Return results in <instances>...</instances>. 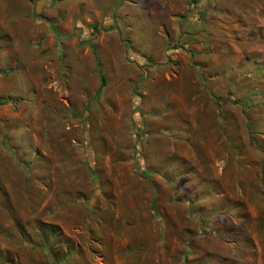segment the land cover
Instances as JSON below:
<instances>
[{"label": "rangeland", "instance_id": "374dc122", "mask_svg": "<svg viewBox=\"0 0 264 264\" xmlns=\"http://www.w3.org/2000/svg\"><path fill=\"white\" fill-rule=\"evenodd\" d=\"M0 264H264V0H0Z\"/></svg>", "mask_w": 264, "mask_h": 264}, {"label": "trees", "instance_id": "16d2710c", "mask_svg": "<svg viewBox=\"0 0 264 264\" xmlns=\"http://www.w3.org/2000/svg\"><path fill=\"white\" fill-rule=\"evenodd\" d=\"M100 74V73H99ZM101 84H102V86H103V84H104V78L101 76Z\"/></svg>", "mask_w": 264, "mask_h": 264}]
</instances>
